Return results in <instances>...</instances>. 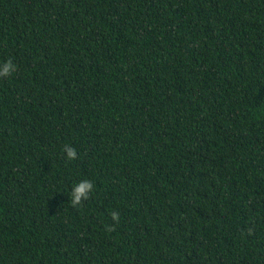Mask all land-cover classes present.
Listing matches in <instances>:
<instances>
[{"label":"trees","instance_id":"obj_1","mask_svg":"<svg viewBox=\"0 0 264 264\" xmlns=\"http://www.w3.org/2000/svg\"><path fill=\"white\" fill-rule=\"evenodd\" d=\"M7 60L0 264H264V0H0Z\"/></svg>","mask_w":264,"mask_h":264},{"label":"clouds","instance_id":"obj_2","mask_svg":"<svg viewBox=\"0 0 264 264\" xmlns=\"http://www.w3.org/2000/svg\"><path fill=\"white\" fill-rule=\"evenodd\" d=\"M17 70L16 65L12 60L4 61L0 63V78H7L12 75ZM63 152L66 154L65 158L68 161H73L77 159L78 153L74 147L65 146ZM94 189V184L90 180H83L74 185L70 193V203L73 207L80 206L84 201L89 199L90 193ZM112 220L114 222H119L120 215L118 212L111 213ZM109 231H114V226H109Z\"/></svg>","mask_w":264,"mask_h":264}]
</instances>
